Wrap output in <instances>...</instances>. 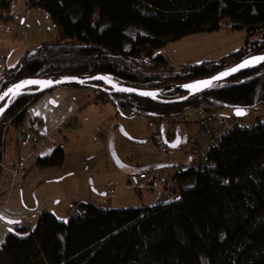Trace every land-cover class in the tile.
I'll return each instance as SVG.
<instances>
[{
	"label": "trees",
	"instance_id": "trees-1",
	"mask_svg": "<svg viewBox=\"0 0 264 264\" xmlns=\"http://www.w3.org/2000/svg\"><path fill=\"white\" fill-rule=\"evenodd\" d=\"M17 2L0 0V11H11ZM24 4L49 16L55 35L15 67L0 68V95L19 81L61 75H105L128 86L159 89L212 76L264 53V0H24ZM221 30L243 31L246 39L240 50L220 61L176 68L159 55L169 43ZM92 93L94 102L111 104L117 115L132 112L158 125L192 110H231L235 117L243 113L244 119L248 110L264 107V67L184 103H171L188 95L180 91L154 100ZM41 96L22 95L0 119V164L3 131L10 124L34 134L29 109ZM254 123L253 128L234 130L223 138L213 154V167L192 170L188 160L173 178L178 185L189 186L181 188L174 201L126 210L79 202L81 213L67 221L43 212L34 229L17 228L8 234L0 247V264H264V120L258 117ZM42 138L36 136L34 143ZM179 140L176 134L171 139L164 135L158 148L184 149ZM175 142L179 145L170 148ZM64 162V150L56 148L31 169L60 168Z\"/></svg>",
	"mask_w": 264,
	"mask_h": 264
},
{
	"label": "rangeland",
	"instance_id": "rangeland-1",
	"mask_svg": "<svg viewBox=\"0 0 264 264\" xmlns=\"http://www.w3.org/2000/svg\"><path fill=\"white\" fill-rule=\"evenodd\" d=\"M16 4L15 9L19 10L24 6V0H18ZM31 12L33 17L31 21L27 22L30 26H28V32H31L30 45L16 44L14 50L20 48L22 52L15 53L19 50L16 49L4 67L17 65L20 57L26 51L33 53L37 48L36 45H33V40L37 36H39L38 38L42 36L38 40L50 38V41L54 37L52 19L39 10H31ZM0 24H2L0 27L2 28L5 22L1 21ZM24 29L25 27L20 28L21 31ZM48 33L50 36L47 35ZM245 37L243 31L231 32L227 30L195 34L169 43L159 52V55L169 60L175 67L187 63L196 65L205 61H220L240 50L245 42ZM21 40H24V37ZM73 89L81 93L82 102L85 100V95H93L89 90ZM263 109L264 107L258 110H248L244 119L250 123L254 122L261 116ZM115 112L116 110L111 105L87 109L77 116L82 128L78 127L75 133H70L62 128V133L58 132L34 153L36 155L33 154L31 157L30 154L34 150V143L31 140L24 141L19 145L20 148H17L14 142L8 144L6 147L8 164H12L15 168V165H19V157L25 160L21 166L16 167L20 173L15 188V196L19 203L22 205L23 201H27L28 207L34 210L36 204L41 205L45 199L51 196H61L50 203L58 206L60 209L58 219L63 221H67L75 214L72 201L79 202L80 197H84L87 192L102 193L113 189L115 195L108 205V209H145L157 205L160 198L155 197L154 192L162 190L165 180L174 181L173 177L186 168L182 164L187 157L183 149L173 150L168 155L165 153L166 151L158 148L161 137L154 140L157 135H154L155 138H152V135L163 130L166 132V137L171 139L177 133L175 132L176 128L186 129V133H188L194 121L189 124L183 122L182 126L180 125L181 128L176 119L158 125L132 112H124L118 116L115 123L109 122L107 118H114ZM215 112L229 114L231 110ZM191 113L195 114V110H192ZM101 116L103 120H99ZM190 119L191 117L187 120ZM116 130L123 133L124 144L120 150L117 149L115 143ZM56 148H62L65 152V162L62 167L46 170L31 169L36 156L47 157ZM163 153L167 155V159L161 162ZM162 165L167 167L154 169L157 166L160 168ZM127 171H153L157 185L156 190L153 192L151 189L140 190L133 187L128 183ZM57 180L59 181L56 182ZM42 182L46 183L42 185ZM187 186L189 185H178L175 191L177 198L180 196L181 188ZM23 189L25 191L22 193ZM74 194L80 197L74 196ZM63 197L65 198L63 199ZM33 222L30 218L25 221L23 226L34 229L37 221Z\"/></svg>",
	"mask_w": 264,
	"mask_h": 264
},
{
	"label": "crops",
	"instance_id": "crops-1",
	"mask_svg": "<svg viewBox=\"0 0 264 264\" xmlns=\"http://www.w3.org/2000/svg\"><path fill=\"white\" fill-rule=\"evenodd\" d=\"M17 5V4H16ZM14 5L11 9V11H0V22L4 21L5 24L2 28H0V68H3L4 65H6L8 58L11 57L12 53L17 50L15 53L22 52L20 48H16L14 50V46L16 44H28L30 45L29 39L31 38V32H28V21H31L33 17V13L31 12V9L27 8L26 5L19 10H16ZM23 16V17H22ZM22 17V18H21ZM21 20L19 21V19ZM25 27L24 31H21L20 28ZM30 27V26H29ZM54 30V29H53ZM232 32V31H231ZM42 33V32H41ZM44 33V32H43ZM55 33V31H54ZM44 35V34H42ZM50 36V34H47ZM55 35V34H54ZM21 37V38H20ZM24 37V40H21ZM39 36L36 37L33 45H36L37 47L45 42L50 41V38H46V40H38ZM53 37V34H52ZM54 38V37H53ZM52 38V39H53ZM246 39V37H245ZM242 48V46H241ZM240 48V49H241ZM21 54V53H20ZM26 54H31V52L26 51L19 59ZM169 61V60H168ZM170 62V61H169ZM217 62V61H216ZM171 63V62H170ZM172 64V63H171ZM173 65V64H172ZM16 66V65H15ZM13 66V67H15ZM174 66V65H173ZM13 67H7V68H13ZM177 68V67H176ZM85 100L82 102V95L81 93H78L77 91H74V89H56L51 92H48L41 96L39 101L33 105L29 109V122L31 119H41L44 123L43 129L39 132H37V136L43 137L39 143H34V150H32L31 155H33L38 149H40L48 140H50L53 136L57 135V133H62L61 129H64V125L72 120L75 119L77 123L79 124V127H81V124L78 119V115L85 112L87 109L91 107L100 108V106H108L111 104H103L101 102H94L96 96L93 95H85ZM87 103V104H86ZM112 106V105H111ZM113 107V106H112ZM114 108V107H113ZM115 109V108H114ZM192 111L186 113L184 116H182L179 119H176L179 123V127L182 126V123L185 122L187 124L197 120L200 117V110H195V114L191 113ZM229 114H232L229 112ZM119 115H117V112H115L114 118L108 117L107 120L109 122L117 121ZM190 120H187L190 118ZM98 120V119H97ZM99 120H103V117H99ZM174 121V122H176ZM181 125V126H180ZM185 126V125H184ZM189 127V126H188ZM82 128V127H81ZM182 128V127H181ZM65 130V129H64ZM67 131V130H66ZM76 132V131H75ZM74 132V133H75ZM169 132V131H168ZM176 133V139L180 138V144L184 146L185 140L187 138V130L186 129H175ZM22 133H25L27 137L34 136L33 132L29 131L27 128H24L22 131H18L14 127H11L10 124H8L7 128L3 131L2 137H1V143H2V160L0 167L2 169L1 175H0V247L4 244L6 237L8 234L17 229V228H26L24 225L25 221L28 219H32L35 223V221H38L40 215L43 212H49L53 215H55L58 218V215L60 213V209L57 205H53L50 202L55 201L56 198L61 196H51L47 199H45L43 202H41V205L36 204V208L33 210L28 207V204H26L25 201H23L22 205L19 203L18 198L15 196V188L17 187V182L20 177L19 169L16 167L21 166L25 160L18 158V164L15 165V168L12 166V164H8L7 160V154H6V147L11 142H14L17 145V148H20L19 145L22 144L24 141L28 139H22L23 135ZM157 135L156 139L160 136L161 139L165 135L166 132L161 130L160 133H154L152 135V138H155L154 135ZM115 143L118 150L122 149L123 147V133L116 130V136H115ZM151 145V144H150ZM179 145V144H178ZM152 146V145H151ZM153 148H156L152 146ZM183 149V148H182ZM53 151V150H52ZM172 150H168L167 153H169ZM36 155V154H34ZM38 158H45L43 156H36L33 163ZM167 159L166 154H162V161L164 162ZM117 161V160H116ZM188 162V159L186 158V161L183 162L182 166H185ZM167 166H161L160 168L157 166L154 169H163ZM137 171H127V180L129 183V175L136 173ZM57 180L56 182H58ZM167 180L164 181V183ZM21 183V181H20ZM46 182H42L41 184H45ZM163 183V184H164ZM130 184V183H129ZM162 184V185H163ZM114 191L113 189H108L105 192L99 193H85L84 197H80L77 194H74V196L80 197L81 203H89V202H97L100 197H104L105 194L108 191ZM25 191H21L22 193ZM115 195V192H114ZM113 195V196H114ZM65 197H63L64 199ZM113 197L111 198V200ZM22 200V198H21ZM111 200L109 201V204L111 203ZM77 202V203H79ZM72 203H75L72 201ZM28 225L30 223L28 222Z\"/></svg>",
	"mask_w": 264,
	"mask_h": 264
},
{
	"label": "water",
	"instance_id": "water-1",
	"mask_svg": "<svg viewBox=\"0 0 264 264\" xmlns=\"http://www.w3.org/2000/svg\"><path fill=\"white\" fill-rule=\"evenodd\" d=\"M264 56V53L258 55L248 56L239 62L224 68L212 76L198 79L188 83L172 84L159 89H145L136 88L128 86L117 82L105 75H94V76H71V75H61L50 78H30L23 81L14 83L5 89L0 95V119L5 115V113L10 109L12 104L20 98L22 95L39 96L51 92L56 89H66V88H77L82 90L95 91L107 96H125L134 97L142 100H154L161 95L171 93V92H185L188 95L180 101L171 103H184L204 92L216 88L223 83L240 77L250 71L257 68L264 67V62H255V57ZM246 60H253L254 63L250 66L240 67ZM238 68L237 71L233 72L232 69ZM102 77V79H101ZM220 77V79H216ZM212 81L211 86L204 87V81ZM33 81L37 82H51L50 86H45V83H31ZM97 84H101L99 86ZM201 85L199 90L190 89L189 85ZM18 85H23L17 89ZM15 90V93L14 91ZM238 117H243L242 114L235 113ZM178 144L175 142L170 145V148H176Z\"/></svg>",
	"mask_w": 264,
	"mask_h": 264
},
{
	"label": "built area",
	"instance_id": "built-area-1",
	"mask_svg": "<svg viewBox=\"0 0 264 264\" xmlns=\"http://www.w3.org/2000/svg\"><path fill=\"white\" fill-rule=\"evenodd\" d=\"M2 24H0V27ZM264 120V109L259 117ZM31 125L34 131L32 141L35 142L37 132L43 129L44 123L41 119H31ZM255 122V120H254ZM248 122L241 117H235L231 114H223L219 112L206 113L200 110V117L191 125V130L187 133L184 144V154L189 160V168L192 170H203L214 166L213 154L221 147L222 140L225 136L234 130H246L253 128L255 123ZM79 124L75 119L68 121L64 125V129L70 133H74ZM25 139V136L22 137ZM130 185L137 189L156 190L155 174L152 171L136 172L128 177ZM177 182L167 181L162 185V190L154 192L158 197L159 203L172 202L177 197L175 191L178 187ZM114 195V191H108L104 197L98 199V203L102 206L109 205V201ZM158 203V204H159ZM75 214L81 213V204L74 203Z\"/></svg>",
	"mask_w": 264,
	"mask_h": 264
},
{
	"label": "snow or ice",
	"instance_id": "snow-or-ice-1",
	"mask_svg": "<svg viewBox=\"0 0 264 264\" xmlns=\"http://www.w3.org/2000/svg\"><path fill=\"white\" fill-rule=\"evenodd\" d=\"M254 59H255V62H264V56H258V57H255ZM253 63H254L253 60H246V61L244 62L243 65H240V67L250 66V65H252ZM237 70H238V68L232 69L233 72H235V71H237ZM101 79H102V77H101ZM216 79H220V77H216ZM31 83H45V82H37V81H33V82H31ZM50 84H51V82H46V83H45V86H50ZM211 84H212V81H210V80H209V81H204V82H203V86H204V87H209V86H211ZM22 86H23V85H18V86H17V89L20 88V87H22ZM188 87H189L190 89L199 90L200 87H201V85H199V84H195V85H189ZM13 91H14V93H15V90H13ZM237 114H242V113L238 112Z\"/></svg>",
	"mask_w": 264,
	"mask_h": 264
}]
</instances>
